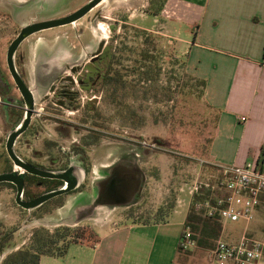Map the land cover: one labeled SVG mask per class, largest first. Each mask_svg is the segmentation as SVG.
<instances>
[{
	"label": "rangeland",
	"instance_id": "374dc122",
	"mask_svg": "<svg viewBox=\"0 0 264 264\" xmlns=\"http://www.w3.org/2000/svg\"><path fill=\"white\" fill-rule=\"evenodd\" d=\"M167 1L107 0L101 7L105 19L96 20L95 23L89 25L85 18L75 24V28L68 25L34 34L16 52L15 64L26 84L33 90L36 107L42 108L46 105L42 102V94L48 90V85L45 84H49L48 81L43 84L44 77H60L70 71L64 65L59 64L50 72L52 67L44 65L46 60H40L38 57L34 59L33 51L36 52L40 44L49 49L58 46L69 47L68 51L77 57L75 58L77 64L83 67L100 39L105 41L114 55H118L124 45L134 48L141 44L143 38L136 37L133 31L136 27L157 35L159 38L155 43L163 50L157 63L160 73L156 82L140 83L135 78H131L132 85L122 92L127 94L125 102L137 111L136 124L119 119L114 113V104L107 102L106 94H104L101 99L96 100L98 115L101 118V137L86 143L88 144L86 145L88 146L87 152L78 151L84 153L82 157L84 166L80 164L81 159L75 156L76 153L72 152L73 145H78L73 141L83 143L82 138L86 136V131H79L78 134L71 131L69 138L61 143L65 153L69 151L65 164H73L77 169L84 167L85 172L84 174L82 172L80 176L83 183L80 188L68 196L59 198L57 204L54 203L49 207V213H41L39 209L30 210L23 211L22 216L19 217V208L14 202L13 188L7 184L0 185V235L18 230L19 227L22 229L16 231L11 242L3 245L0 263L9 253L17 250L21 243L28 245L36 229L53 232L61 227H69L73 232V240L94 242L96 240L95 224L99 223L98 221L145 223L164 220L169 214L167 207L174 198L176 201L181 188L189 192L195 184L208 183L213 188H203L206 191L210 190L212 197L216 199L222 195L218 173L210 165L202 163V161H207L211 143L217 134V111L205 97V89L198 85L192 86L196 82L182 76L184 71L181 61L186 58V55L184 49L181 48L186 46L183 42L192 41L193 34L186 21L168 22L170 37L165 34L164 18L158 20L157 15L164 10ZM86 2L88 0H0V173L9 170L10 159L6 152V141L22 116V107H24L22 96L8 71L6 62L8 47L22 27L63 17L78 10ZM159 6L162 7L161 10H156ZM93 13L94 11L88 17H94ZM88 28L95 38H92L88 46L78 44L79 39L75 37L77 29L85 31L82 40L87 42L90 38ZM176 36L183 42L177 44L172 39ZM69 37L72 42L68 40ZM82 40L81 43H83ZM79 46L83 48L80 49ZM129 58L123 60L124 65L132 64L133 57L129 55ZM186 70L191 74L188 65ZM79 73L80 77L84 75L82 70ZM183 84L185 86L181 88ZM131 86L139 92L133 93ZM141 88L156 92L153 95L158 101L154 100L151 94L147 99L141 93ZM170 91L174 94L172 100L168 101L165 93H171ZM83 97L82 104L88 101V93H84ZM41 113L43 112L40 110L36 111L35 118H38ZM141 122L142 125H140ZM44 124L47 133L44 132L43 135L50 134L52 125ZM32 137L33 134H29L19 138L24 152L30 153L35 147L41 148V145L33 144ZM143 141L155 144L158 148L144 147L141 144ZM17 144L16 142L14 146L16 154ZM118 164L136 167L140 188L135 200L119 207H98L92 211L90 217L73 225L80 217L77 214V207L85 206L87 210H92L99 181L109 173L107 172L109 166L114 167ZM161 209L163 210L160 211ZM225 223L227 232L231 227H235L237 235L240 236L247 227V231H251L249 234L246 233L248 238L264 241V199L256 211L254 222L249 224L243 221ZM221 234L219 239L227 242ZM194 241L195 246L189 249L191 261L194 264H210L212 249L199 248L196 239ZM208 242L215 245L216 240H208Z\"/></svg>",
	"mask_w": 264,
	"mask_h": 264
},
{
	"label": "crops",
	"instance_id": "0c3cea01",
	"mask_svg": "<svg viewBox=\"0 0 264 264\" xmlns=\"http://www.w3.org/2000/svg\"><path fill=\"white\" fill-rule=\"evenodd\" d=\"M157 18H164L168 36L170 21H186L192 29L191 42L177 36L172 39L186 44L181 49L188 68L205 80V97L217 111V134L206 160L243 165L264 155V0H168ZM90 43L85 42L86 46ZM36 49L33 58L46 60L50 72L59 64L66 69L77 65L69 47L49 49L40 44ZM54 79L44 77L43 84ZM191 189H180L166 220L98 221L94 242L73 243L63 258L42 256L40 264H194L191 260L177 262V247L192 203ZM83 220L78 218L73 225ZM225 224L221 237L229 243H238L251 233L247 227L240 236L235 227L227 232Z\"/></svg>",
	"mask_w": 264,
	"mask_h": 264
},
{
	"label": "flooded vegetation",
	"instance_id": "af4514ba",
	"mask_svg": "<svg viewBox=\"0 0 264 264\" xmlns=\"http://www.w3.org/2000/svg\"><path fill=\"white\" fill-rule=\"evenodd\" d=\"M90 1L91 0H88V2ZM106 1L107 0H103L96 8L92 10L94 11V17H88L92 12L91 11L76 23L69 24V26L74 27L75 24H78L85 18L89 25H92L93 22L95 23L96 20L105 19L102 14L101 7L105 4ZM88 2H86V4ZM70 14L64 15L63 17ZM59 28L61 27H57V29ZM81 30L82 29H77V33H79V31L80 33L78 36H76V33L75 37H77V40L79 39L78 44L82 45L85 44L86 41L84 42L82 40L85 36V31ZM91 33L93 32H91L88 28V34L90 36L88 41L90 42L92 41V38H95V35H92ZM81 40L83 41V43H81ZM79 47L80 49L83 48V46ZM113 55L114 53L111 52L110 48L107 47L105 41L100 39L96 45V48L94 49V51H92L83 67L78 64L74 65L68 68V71H70L69 73H64L60 77H55L54 81L51 84H48V90H46V92L42 94V102L46 103V105L42 108H37L36 104L34 105V110L32 112L28 127L16 139V142L18 143L16 155L21 160V162H23L27 166L33 167L43 172H55L61 174H64L70 167H73L74 173L79 180V186L75 190L52 198L39 207L32 209L31 211L39 209L41 213H49V207L54 203L57 204L56 202H58L57 200L59 198L70 195L72 192L80 188V186L83 184L80 180V176H82V172L83 174L85 172L84 167H79V169H77L73 164H65V160L68 159L67 152L69 151L65 153V149L61 146V143L69 138V134L71 131L76 134H78L79 131H86V136L82 138L83 143H81V141H73V143L76 142L78 145H73L74 149L72 152L76 153L75 156L81 159L80 164L83 165L84 159H82V157H84V153L78 151L83 150L84 152H87L86 149L88 148V146L86 145L88 144L86 143L92 142L96 138L101 137V119L98 115L96 100L98 98L101 99L105 94L106 77H104V74L108 64L113 58ZM80 70L84 72V75H82L81 77L79 73ZM76 75L79 77H75ZM21 77L25 81L22 75ZM84 93H88V101L82 104ZM22 109V116L17 122L15 129L21 124L24 119L25 103ZM38 110L42 111L43 113H41L38 118H35V113ZM44 123L52 125V132L50 134L43 135V133L46 132V125ZM29 134H33L32 138L34 140L33 144H35V146H37V144L41 145V148L35 147L32 149V151H30V153H28V151H23L20 146L21 141L19 140V138L27 136ZM125 140H127V138H125ZM12 163L13 162L10 159L9 170L4 171V173L16 172L17 175L23 176L21 187L10 182H3L0 183V185L7 184L13 188L15 194L14 202L19 208V217L22 216L23 211L28 212L30 210L23 208L20 204L17 203L16 199L19 191L18 187L21 189V202H29L35 200L44 194L65 187V182L62 180L46 178L29 173L20 166H15L14 163ZM136 171V167H134L133 165L118 164L114 167L113 165L110 166V169H108L107 171L109 173L106 174V176L103 177V179L98 183V191L95 199H98L101 203L105 204H111L112 201H117L120 203H123L126 200L129 201V196L133 194L135 188L137 187V184L139 183V177ZM18 230L21 231L22 229L19 227ZM18 230H12L8 233L0 235V256L3 253V245L11 242L14 238V235L16 234V231Z\"/></svg>",
	"mask_w": 264,
	"mask_h": 264
},
{
	"label": "trees",
	"instance_id": "16d2710c",
	"mask_svg": "<svg viewBox=\"0 0 264 264\" xmlns=\"http://www.w3.org/2000/svg\"><path fill=\"white\" fill-rule=\"evenodd\" d=\"M161 6L163 7L164 3L161 4ZM161 8L159 6L156 10H161ZM133 31L135 32L136 37L143 38L142 43L134 48L124 45L123 49H120L118 55H113L112 60L106 68L104 77H106L105 99L107 102L114 104L115 115L119 117V119H123L124 122L136 124L137 111L133 110L132 106L125 102L127 94H123L122 92L132 85L131 78H135V80L140 83L144 81L156 82L160 73L157 63L163 50L155 43L159 37L154 33L136 27L133 28ZM129 55L133 57L132 64L124 65L123 60L130 59ZM181 62L184 71L182 76L187 77L190 81H195V85L192 86L196 87L198 85L205 89V80L196 79V76L190 74L186 70L187 62L185 59ZM184 84L186 85V83ZM184 84L181 88H184ZM131 88L133 93L137 94L139 92L138 89L132 86ZM168 92L165 93L166 99L171 101L174 93L171 91V93ZM141 93L144 94L147 99L149 98L148 95L151 94V97L158 101L153 95L156 92L151 89L141 88ZM140 125H142V122ZM140 125H136V127H140ZM203 201H210L214 204L215 198L212 197L210 190L206 191V189L202 187L197 193L193 194L192 203L187 214L181 239L185 231L189 229L193 233V239H196L199 248L207 247L213 250L215 245L209 243L208 240L217 241L219 239L222 231V222L217 216L208 217L203 212H197L195 210L196 203ZM174 203L175 198L167 207V212H169V214L165 216L164 220H166L171 214ZM162 210L163 209L160 211ZM72 233V229L69 227H61L53 232L45 229H36L32 233L28 245H23L21 248L9 253L0 264H40L42 256L63 258L67 254L70 245L77 242L76 240H73ZM190 256V251L183 249L182 240H180L177 247V262L185 263L190 259Z\"/></svg>",
	"mask_w": 264,
	"mask_h": 264
},
{
	"label": "built area",
	"instance_id": "2783aa9c",
	"mask_svg": "<svg viewBox=\"0 0 264 264\" xmlns=\"http://www.w3.org/2000/svg\"><path fill=\"white\" fill-rule=\"evenodd\" d=\"M242 121L246 118L242 117ZM144 147L156 149L155 144L141 143ZM213 167L219 175V188L222 195L210 201L198 202L197 212H203L208 217H218L223 223L243 221L246 224L254 222L257 209L264 199V155L255 161L243 165H227L202 161ZM212 189L208 183L195 184L193 194L200 188ZM184 250L195 246L193 233L187 229L182 237ZM210 264H264V241L250 239L246 234L238 243H229L222 239L216 241L211 251Z\"/></svg>",
	"mask_w": 264,
	"mask_h": 264
},
{
	"label": "water",
	"instance_id": "95a60500",
	"mask_svg": "<svg viewBox=\"0 0 264 264\" xmlns=\"http://www.w3.org/2000/svg\"><path fill=\"white\" fill-rule=\"evenodd\" d=\"M103 0H91L83 7L79 8L77 11L71 13L68 16L62 17V18H55L45 21H40L36 23L28 24L21 28L20 32L16 36V38L11 42L10 46L7 50V56H6V62L8 71L18 89L20 92L22 99L25 103V115L24 119L21 122V124L8 136L7 142H6V152L9 156V158L12 160L15 166H20L24 170L28 171L29 173L39 175L46 178L51 179H59L65 182V187L62 189H58L55 191H52L50 193L44 194L40 196L39 198L29 201V202H21L20 200V194H21V181L23 179V176L17 175L16 172H9V173H0V183L3 182H10L17 184L19 187L18 195H17V203L20 204L23 208L32 210L34 208L39 207L46 201L55 198L57 196L69 193L72 190H75L79 186V180L77 179L76 174L74 173V168L70 167L64 174L61 173H55V172H43L41 170H37L33 167L27 166L21 160L18 158L14 151V145L16 142V139L26 130L28 127L31 115L34 110L35 105V96L33 94V90L31 87H29L23 78L21 77L19 71L17 70L16 64H15V56L18 48L20 45L30 36L40 33L45 30H49L52 28L62 27L69 24H74L80 19H82L84 16H86L89 12H91L94 8H96ZM110 169V166L108 167ZM140 183L137 184V187L135 188L132 195L129 196V201H124L123 203L112 201L111 204H105L101 203L98 199H94L92 203V210L86 209L85 206L82 207V210L77 209V214H79V219L82 218H88L92 215V211L97 209L98 207H110V206H124L127 204H130L133 202L138 195V190L140 188ZM114 189V187H113ZM112 191V190H111ZM81 207V206H78ZM77 207V208H78Z\"/></svg>",
	"mask_w": 264,
	"mask_h": 264
},
{
	"label": "bare ground",
	"instance_id": "6f19581e",
	"mask_svg": "<svg viewBox=\"0 0 264 264\" xmlns=\"http://www.w3.org/2000/svg\"><path fill=\"white\" fill-rule=\"evenodd\" d=\"M102 24H100V26H101ZM97 28V27H96ZM101 29V28H100ZM103 29V28H102ZM100 37V36H99ZM103 38V37H102Z\"/></svg>",
	"mask_w": 264,
	"mask_h": 264
}]
</instances>
